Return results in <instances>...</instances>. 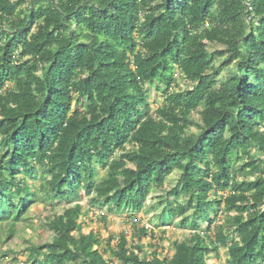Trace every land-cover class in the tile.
<instances>
[{
    "label": "trees",
    "instance_id": "1",
    "mask_svg": "<svg viewBox=\"0 0 264 264\" xmlns=\"http://www.w3.org/2000/svg\"><path fill=\"white\" fill-rule=\"evenodd\" d=\"M155 190L161 225L191 230L171 257L138 221L84 231L83 194L107 221ZM37 204H64L51 239L1 260L264 264V0H0L1 245Z\"/></svg>",
    "mask_w": 264,
    "mask_h": 264
},
{
    "label": "rangeland",
    "instance_id": "2",
    "mask_svg": "<svg viewBox=\"0 0 264 264\" xmlns=\"http://www.w3.org/2000/svg\"><path fill=\"white\" fill-rule=\"evenodd\" d=\"M224 76L225 72L222 73V77ZM177 77L179 79V83L178 85H175V89H185L191 85L179 74ZM149 91L151 106L153 110H157L164 103L162 93L153 86H149ZM103 173L104 172H101V176ZM178 175V173H175L171 179H169L166 185L167 191L175 186ZM165 192V190H155L152 193L145 208L140 213L127 212L112 214L108 216L107 221H103L100 217L102 214H108L107 209L100 210L91 208L88 198L83 194V200H81V204L84 207V211L87 213V219L84 220L82 218V222L84 223V231L89 232L94 230L95 232H98L105 240H108L110 236L117 238L122 233L131 238V235L134 231V222L138 221V223L146 225V227L154 231L155 235L159 236L158 244L162 246V251L166 252L167 256L171 257L174 253L173 242L188 240L191 230L190 227H180L177 223L178 220H175V225L172 226L165 225L164 227V225H161V220L159 217L162 212V208L156 206L159 204V196H166ZM63 207L64 204L54 211L51 209V207H47L43 204H37L34 206L29 214L30 220L20 224L18 234L14 240L4 246L0 244V251L8 249L19 251L25 246V240H31L35 243H43L50 240L51 234L47 231L45 224L48 219L54 216L55 213L61 214ZM216 217L220 220H223V218H225V214L223 211H220ZM180 221L181 220H179V222ZM0 237H2L1 233ZM152 241L153 240L148 236L143 238L142 243L149 244ZM114 243H117V239H115ZM19 260V264H26L27 257L19 256ZM9 262L10 260L0 259V264H10ZM209 263L227 264L226 250L222 248L219 255L212 254L209 258ZM115 264L120 263L116 262Z\"/></svg>",
    "mask_w": 264,
    "mask_h": 264
}]
</instances>
